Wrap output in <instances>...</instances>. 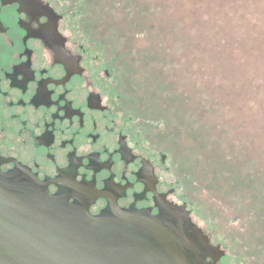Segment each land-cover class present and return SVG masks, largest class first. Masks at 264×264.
<instances>
[{"label": "flooded vegetation", "instance_id": "af4514ba", "mask_svg": "<svg viewBox=\"0 0 264 264\" xmlns=\"http://www.w3.org/2000/svg\"><path fill=\"white\" fill-rule=\"evenodd\" d=\"M94 3L0 0V175L21 170L51 196L83 197L92 216L185 206L200 264H223L225 250L194 219L176 139L133 110V56Z\"/></svg>", "mask_w": 264, "mask_h": 264}, {"label": "rangeland", "instance_id": "374dc122", "mask_svg": "<svg viewBox=\"0 0 264 264\" xmlns=\"http://www.w3.org/2000/svg\"><path fill=\"white\" fill-rule=\"evenodd\" d=\"M93 1L96 2L94 3L96 5L100 2L101 6L109 0ZM156 1L129 0L126 1V8L122 7L125 6V0H118L115 3L117 6L120 5L119 8L116 7L118 12H121L119 11L120 8L125 10V19L122 20L121 13L118 21L112 19L111 15L106 27L108 32L116 35L118 48H125L130 45L128 48L132 53L133 63L140 64L139 67L145 63V60L152 62L150 58L145 57V50L142 49L146 48V45L144 46L146 40H140L141 37L147 36L146 29L145 31L141 30V25L140 28L137 27L135 21V18H137V21L140 22L139 18L142 13H145L146 8L149 12L156 13L155 16L158 22L161 19L162 24L164 23V28L166 29L164 38L166 37L165 34L168 35L171 30L166 27L168 24L178 28L179 33L184 30L187 35L191 36L188 37V48L184 50L183 47L180 48L176 45L169 50V57L173 61V57L177 55L178 59L173 61L176 65L175 68L178 70L177 79L179 78L182 81V74L193 79L192 81L188 80L191 87L189 92L182 86L181 90L183 91L179 90L177 79L173 74L176 87L172 92L166 91L167 93H164L165 97L170 93L176 98L174 110L177 111L178 117L183 118L181 124H186V120L188 121L186 116L192 114L189 113L191 109L189 104L193 98L202 114L213 111L212 118L215 119L218 116L217 120H221L218 115L221 113L224 117L222 123L225 127L239 128V114L242 113L240 117L243 124V136L248 139L250 150L254 148L257 151L256 159L264 157V0H158V4ZM110 2L113 4L114 0H110ZM100 9L102 10L103 8ZM143 21L145 22V19ZM207 29H209L208 36H201V32ZM159 35L161 34L159 33ZM194 36L197 41L199 39L198 36L205 40L204 42L203 40L198 42L207 47L204 53L196 52V56H194L195 63L192 53H188L189 49L192 48L191 42ZM150 38V41H152V37ZM157 42L158 48L163 47L162 40L160 41V39L156 38L152 41L154 44ZM184 51L187 54L185 57L182 54ZM150 53H152L151 50L147 54L150 55ZM153 53L157 55L158 52L153 51ZM158 55L161 56V52ZM165 56L164 52V58ZM161 61H163V58ZM189 63L193 66L189 67ZM191 70H193V73ZM150 79L148 72L144 82L146 84L145 89L149 91L150 88L153 89ZM191 90L192 92H190ZM135 97L136 101L134 103L136 106L133 107V110L136 111L138 116L140 115L139 112L146 117H150L152 113L158 115L159 111L149 109L151 107H148V102H146L147 111L139 110L138 106H142V104L138 97ZM182 97L185 98V101ZM148 99L151 101L150 103L154 102L152 97ZM219 100L221 103L218 105L217 102ZM168 112V110L165 111V121L177 123L176 115L171 117V115H166ZM133 115H135V112ZM236 122L237 125L233 126ZM160 125L158 127H160L161 131H166L165 125ZM228 132L225 131V133ZM212 135L206 145L203 146L201 142V145H197L196 149L193 150V156L197 157L198 160H202L204 151L210 153V149H212L211 168L217 166V162H219L218 160L221 157L225 158V156L220 157L216 153L218 139H215V133ZM185 141L189 142V140ZM242 141L244 143L247 142ZM236 143H238V137ZM185 167H187V164L181 159L182 176L188 181L187 186L192 188V192H194L192 196V199L195 200L193 203L196 204L195 208L193 207L195 211L194 219L205 227L214 241L225 250L226 258L223 260V264H254L255 261H253L252 257L249 258V256L238 253L235 246L237 242V238L234 236V234L236 235L235 230L222 224L216 217L212 216L207 207L208 200L203 197L204 193H202V196H197L198 187L196 183L188 179V177L192 178V175H198L197 168L193 169V172H190V175L186 177L184 173L186 171ZM215 171L217 172V170ZM198 176L201 177L200 175Z\"/></svg>", "mask_w": 264, "mask_h": 264}, {"label": "water", "instance_id": "95a60500", "mask_svg": "<svg viewBox=\"0 0 264 264\" xmlns=\"http://www.w3.org/2000/svg\"><path fill=\"white\" fill-rule=\"evenodd\" d=\"M88 204L83 197L72 203L63 194L49 195L21 170L0 175V264H200L206 259L185 233L190 219L185 206L165 205L158 216L113 207L92 216Z\"/></svg>", "mask_w": 264, "mask_h": 264}, {"label": "trees", "instance_id": "16d2710c", "mask_svg": "<svg viewBox=\"0 0 264 264\" xmlns=\"http://www.w3.org/2000/svg\"><path fill=\"white\" fill-rule=\"evenodd\" d=\"M117 1L118 0H114L113 5L109 0L105 2V4L103 3L104 5L102 4L101 7L103 9H109L107 15L108 19L112 15V19L118 21L121 13V18L124 20L125 10L120 8L119 11L121 12L117 11L118 9H116V7L119 8L120 6L115 4ZM126 1L129 0H125V6H122L123 8L127 7ZM156 2L157 4L159 3L158 0ZM160 7L162 9L161 5ZM102 14L103 13H101V15ZM155 14L156 13L149 12L146 8L145 13H142V16L139 18L140 22L134 17L137 27L140 28L141 25V30L145 31L146 29L147 36L141 37L140 40L147 41L144 43L146 48L142 49L145 50V57L150 58L152 62L150 63L145 60V63L142 64L141 67H139L140 64L137 65L135 62L133 63L136 68L129 77V88L132 93L138 97L142 104L141 107L144 108V110H148L146 108V102H148V107H151L149 108L150 110L159 111L158 115L152 113L150 117L156 120L158 124L165 125L166 135L173 136L176 139L180 150V157L182 161H185L187 164V167H185L186 171H184L186 177L190 175V172H193V169L197 168L198 175L202 178L198 175H192L193 179L190 177H188V179L196 183L198 187L197 196H202V193H204L203 197L208 200L207 207L212 216L216 217L222 224L230 226V228L235 230L236 235L234 234V236L237 238L235 246L238 253L240 255L249 256V258L252 257L253 261H255L254 264H264V157L257 160V151L254 148L250 150L248 139L244 138L243 124L240 117L242 113H238L239 128L225 127L222 123L224 117L219 113L220 110L218 111V115L221 120H217L218 116L213 119L212 114L214 112L202 114L197 108L195 99L193 98L190 104L188 103L191 105L189 113L192 114L186 116L188 119V121L186 120V124H181L183 118H180V116L178 117L177 111L174 110V101L176 98L170 93L165 97L164 93L172 92L176 87L173 74L176 79L178 77V70L175 68L176 65L173 62L176 61L178 57L175 55L172 61L169 57V50L173 49L176 45L180 48L183 47L185 50V48H188V37L191 36L187 35L184 30H181L179 33L178 28L168 24L166 27H169L171 30L168 35L165 34L166 37L164 38V32L166 33L164 23L162 24L161 19L160 22H158ZM143 19H145V22ZM208 30L209 29L201 32V36H208ZM159 33L161 35H159ZM150 37H152V41L156 38L160 39V41L162 40L163 47L158 48V42L156 44L152 43ZM195 38L194 36L191 42L192 48H190L188 52L192 53L193 61L197 51L201 54L206 52L207 48L204 44L198 42L203 39L198 36L199 39L197 41ZM204 41L205 40H203V42ZM129 46L125 47L128 51ZM149 50L152 52L150 55L147 54ZM153 51H157L158 53L161 52V56H159L158 53L157 56ZM164 52L166 55L165 58ZM129 54L132 56L130 51ZM182 54L184 57L187 55L186 51ZM162 58L163 61H161ZM162 63L164 64L162 65ZM191 66L193 65L189 67ZM147 71L150 74V82L153 87V89L150 88V91L145 89L146 84L144 81L147 78ZM191 72L193 73V70H191ZM181 79L182 81L179 78L177 79L179 90H181L182 86L189 92L191 84L188 83V80L192 81L193 79L183 76V74L181 75ZM192 90L190 92H192ZM150 97L154 100L153 103H150L151 101L148 99ZM182 99L185 101V98L182 97ZM220 103L221 101L219 100L217 104L219 105ZM143 105H145V107H143ZM167 110L169 112L166 115H171V117L176 115L178 125L177 123L165 121V111ZM236 125L237 122L233 126ZM225 131L229 132L225 133ZM213 133H215V139H218L216 153H218L220 157L225 156V158L223 159V157H221L218 160L219 162L216 161L217 166L214 164L215 167L211 168L210 160L212 158V149H210V153L204 151L202 160H198L197 157L193 156V150L196 149L197 145H201V142L203 146L206 145L212 138ZM237 137L238 143H236ZM185 140H189V142ZM242 140L247 142L244 143ZM215 170H217V172Z\"/></svg>", "mask_w": 264, "mask_h": 264}]
</instances>
